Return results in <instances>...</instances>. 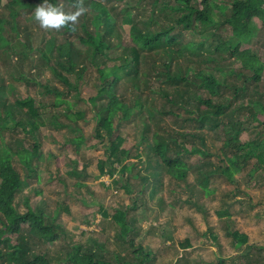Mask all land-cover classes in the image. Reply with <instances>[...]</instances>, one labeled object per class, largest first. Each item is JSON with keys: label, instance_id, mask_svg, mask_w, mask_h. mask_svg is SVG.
Wrapping results in <instances>:
<instances>
[{"label": "rangeland", "instance_id": "374dc122", "mask_svg": "<svg viewBox=\"0 0 264 264\" xmlns=\"http://www.w3.org/2000/svg\"><path fill=\"white\" fill-rule=\"evenodd\" d=\"M6 1L0 0L1 12L6 11ZM98 1L104 2L108 9L116 14L118 25L125 19L126 11L130 10L136 17L133 21L138 30L147 32L154 29L149 21V16L152 15V0H144L139 4L132 0L127 6L116 0ZM58 3L65 12L75 11L66 0H58ZM27 14L32 15L28 12ZM26 16H21L24 20L23 28L25 27L21 33L22 41L27 39L26 33H30L36 43L47 41L52 36L51 33L58 39L61 38V31L43 29L33 16L30 19ZM153 16H159L161 21L166 19L165 14ZM254 25L257 36L252 43L243 44L241 49H252L264 63V24L255 19ZM123 29L129 32L130 27L124 25ZM213 32L224 39L230 36V30L226 26L218 32L209 29L204 35L202 31L175 30L173 35L178 41L174 49L181 48L183 52L179 64L184 68L191 66L195 69L212 70L217 79L224 81V87L220 91L224 102H234L238 105L258 99L264 108V73L261 81L254 84L250 79L252 73L242 70L239 63L229 59L228 54L224 53V56L218 58L213 49L219 40L212 42L211 50L205 52V57L213 58V61L204 60V55L202 60L188 48L190 43L203 40ZM70 39L75 40L76 37L73 35ZM114 53L118 54L119 51L111 50L107 58L112 57ZM76 62L74 73L60 70L74 86L68 87L54 75L51 67L54 64L49 65L42 61L39 53L34 52L30 57H24L19 52L10 53L4 59L0 52V86L9 84L12 89L8 102L13 104L16 99L32 97L36 101L35 107L40 108L46 121L35 134H29L30 126L26 127V131L13 126L5 110L0 107V143L13 152L21 147L31 150L35 142L40 143L31 172L13 157V165L24 181L22 190L16 195L15 204L20 211H24V199L27 197L46 214L58 213L57 224L63 233L60 240L52 244L26 236L29 248L36 253L47 254L56 262L66 256L73 244H79L92 248L97 253H103L114 264H118L117 261L121 262L122 259L137 264L138 258L134 248L130 247L128 242L132 240L136 247L144 246L153 252L154 262L150 264L264 263V172L258 170L250 178L247 175L248 169L243 170L235 176V184H230L218 176L211 180L212 194L206 196L198 191L192 194L188 187L195 184L198 177L196 167L201 162L198 156H191L185 159L191 167L193 166L187 182L173 180L165 173L158 158L151 151L153 132L165 135L170 140L176 137L179 144H185L187 147H199L196 135L202 134L207 148L205 150L214 156L208 159L214 162L223 137L222 132L215 128H206L199 133L182 109L174 111L180 114L178 120L165 114H157L151 122L152 130L143 139L140 138V132L133 121L124 122L117 136L123 138L120 148L130 150V153L127 157L121 152L113 156V152L109 151V140L96 137V128L99 125L95 116L106 105V98L97 99L95 103L91 101V98L97 96L100 86L99 74L89 67L84 72L83 79L78 80L85 64L79 59ZM110 65L111 63H107V66ZM17 76H24L26 80L14 79ZM195 83L182 85V88L185 91L189 88L196 90ZM116 85V93L122 101L132 104L135 94L131 84L122 77ZM44 86L59 89L64 94L63 97L73 104L72 112L83 113L85 119H80L77 125L53 126L50 123L53 116H57L63 124H68L69 120L63 115L65 106L54 108L51 104L54 95L45 94ZM152 86L157 89L159 84L152 83ZM235 88H243L244 91L236 93ZM255 89L258 94H254ZM139 96L148 103L154 101V105L159 108L164 103V99L159 98L157 94L153 96L155 99L151 100L143 89ZM169 109L174 108L169 106ZM257 111L262 123L246 121L245 131L240 137L242 141L264 138V112L261 108ZM14 113L19 116V113ZM177 133L185 135L179 136ZM80 136L85 138L80 149L69 144L70 140ZM116 160L121 163L118 164ZM102 162L107 163L102 166ZM254 162L252 160L248 168H252ZM125 166H131V171H123ZM187 199H191L200 209L192 205V202L188 203ZM227 208L231 218L219 219L217 211ZM119 211L126 213L130 228L127 242L119 235L120 228L116 219ZM227 225L232 231L248 235V243L237 247L236 242L227 233ZM9 237L12 241L16 239L14 236Z\"/></svg>", "mask_w": 264, "mask_h": 264}, {"label": "trees", "instance_id": "16d2710c", "mask_svg": "<svg viewBox=\"0 0 264 264\" xmlns=\"http://www.w3.org/2000/svg\"><path fill=\"white\" fill-rule=\"evenodd\" d=\"M66 1L71 6L79 4L85 9L78 23L74 27L60 28V39L51 33L52 36L47 41L36 43L30 33H26L27 39L21 40V33L25 30L21 16L26 14V18L30 19L32 15H28L27 12L32 14L41 0H7L4 6L6 11H0V52L4 59L10 53L19 52L24 57H30L34 52L39 53L42 61L49 65L54 64L51 66L54 75L68 87L74 86L60 70L74 73L76 60L83 61L85 65L82 66V73L77 78L81 81L84 72L89 67L94 68L99 74L100 86L97 89V96L91 98V101L95 103L97 99L106 98V105L95 116L99 125L96 128V137L100 140H109L111 145L109 151L113 152V156L121 152L127 157L130 153V150L120 148L123 138L117 136L124 122L133 121L140 132V138L143 139L152 130L151 122L157 114H165L178 120L180 114L174 111L182 109L188 114L190 118L188 121L195 125L199 133L206 128H215L222 132L223 137L214 162L208 159L214 156L205 150L202 134L196 135L199 147L195 145L187 147L185 144H179L176 137L170 140L165 135L153 132L151 151L158 158L165 173L173 180L187 182L193 166L191 167L185 159L191 156H198L201 162L196 167L198 177L195 184L188 187L192 194L197 191L206 196L212 194L211 180L218 176L230 184H235V176L243 170L248 169L247 175L250 178L258 170L264 172V138L258 137L248 141L240 139L245 131L246 121L262 123L257 111L261 108L264 112L261 102L258 99L238 105L234 102H224L220 95L224 81L217 79L212 70L195 69L191 66L184 68L179 64L183 52L181 48L174 49L178 40L173 35L177 29L182 32L202 31L204 35L209 29L218 32L224 26L228 27L230 36L226 39L213 32L203 40L190 43L188 48L200 58L204 55V60L213 61V58L205 56L211 50V43L219 40L213 49L217 57L224 56V53L228 54L229 59L239 63L242 70L252 73L250 79L256 84L262 79L264 63L252 49H241V46L252 43L257 36L255 19L264 24V0H152L153 8L149 21L154 29L147 32L137 29L133 21L136 17L130 10L126 11L125 19L118 25L116 14L114 15L104 2ZM116 1L127 6L132 0ZM142 1L144 0L135 2L139 4ZM49 2L59 5L58 0ZM154 14H165L166 19L161 21L160 17L155 18ZM124 25L130 27L129 32L124 31ZM73 35L76 37L75 40L70 39ZM111 50H118L119 53L107 58ZM107 63L111 65L107 66ZM122 77H125L134 91L135 98L132 104L122 101L116 93V84ZM14 79L26 80L24 76H17ZM156 82L159 84L157 89L152 86V83ZM193 82H196V90L189 88L185 91L182 88V85L189 86ZM43 88L45 94L54 95V101L51 102L54 108L65 106L63 115L69 120L68 124H63L59 122L57 116H53L50 120L53 126L77 125L80 119H85L83 113L72 112L73 104L63 97L64 94L59 89L50 86ZM75 88L78 89L77 86ZM142 89L149 94L151 100L155 99L153 96L156 94L163 98L164 103L161 107H156L154 101L148 103L146 99L143 100L139 96ZM234 91L243 92L244 89L235 88ZM9 93L12 94L11 86L1 84L0 107L5 110L13 126L23 131L30 126L28 133L35 134L40 126L46 123L40 108L35 107V99L32 97L16 99L12 104L8 102ZM258 93L255 89L254 94ZM169 106L174 109H169ZM14 112L19 113V116ZM184 133L177 135L184 136ZM84 142L85 138L80 136L70 140L69 144L80 149ZM39 146L40 143L35 142L31 150L21 147L13 152L0 143V264H114L103 253H97L94 249L79 244H73L66 256L57 259L56 262L47 254L36 253L27 245L26 236L52 244L60 240L63 234L57 224L58 213L46 214L27 197L24 199V211H20L15 204L16 195L22 190L24 181L13 165V157L31 172ZM252 160L255 162L252 168H248ZM115 162L121 163L120 160ZM106 163L102 162L101 165L104 166ZM123 171H131V166L123 167ZM187 202L199 207L191 199H187ZM217 216L221 220L225 217L231 218L229 208L217 211ZM116 219L120 228L119 235L127 242L130 228L126 221V213L119 211ZM229 228L227 225V233L236 242L237 247L248 243V235ZM9 236L16 239L12 241ZM128 242L130 247L134 248L135 256L138 258L137 264L154 262L153 252L149 248L136 247L132 240ZM117 262L135 264L123 259Z\"/></svg>", "mask_w": 264, "mask_h": 264}, {"label": "clouds", "instance_id": "9594fccd", "mask_svg": "<svg viewBox=\"0 0 264 264\" xmlns=\"http://www.w3.org/2000/svg\"><path fill=\"white\" fill-rule=\"evenodd\" d=\"M73 7L76 10L68 13L49 0H41V3L34 8L32 16L43 29L59 30L62 27H74L85 9L79 4H74Z\"/></svg>", "mask_w": 264, "mask_h": 264}]
</instances>
